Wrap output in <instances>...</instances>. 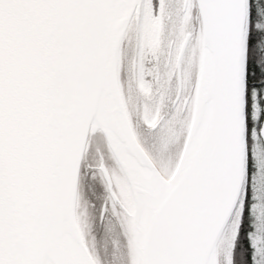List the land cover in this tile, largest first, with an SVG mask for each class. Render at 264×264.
Listing matches in <instances>:
<instances>
[{
	"label": "snow or ice",
	"instance_id": "obj_1",
	"mask_svg": "<svg viewBox=\"0 0 264 264\" xmlns=\"http://www.w3.org/2000/svg\"><path fill=\"white\" fill-rule=\"evenodd\" d=\"M0 264H264V0H0Z\"/></svg>",
	"mask_w": 264,
	"mask_h": 264
}]
</instances>
